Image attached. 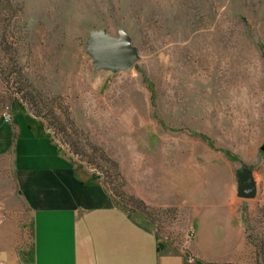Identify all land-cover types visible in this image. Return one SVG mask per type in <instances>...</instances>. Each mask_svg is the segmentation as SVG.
<instances>
[{
	"label": "rangeland",
	"instance_id": "1",
	"mask_svg": "<svg viewBox=\"0 0 264 264\" xmlns=\"http://www.w3.org/2000/svg\"><path fill=\"white\" fill-rule=\"evenodd\" d=\"M96 36L128 37L134 65L94 66ZM262 49L264 0H0V223L17 214L29 250L13 196L23 122L163 243L194 238L192 205L235 200L231 264H264V186L238 198L235 175L262 165Z\"/></svg>",
	"mask_w": 264,
	"mask_h": 264
},
{
	"label": "crops",
	"instance_id": "2",
	"mask_svg": "<svg viewBox=\"0 0 264 264\" xmlns=\"http://www.w3.org/2000/svg\"><path fill=\"white\" fill-rule=\"evenodd\" d=\"M19 138L13 196L30 215L32 264H231L244 243L233 199L192 205L194 238L186 247H174L144 219L116 207L103 183L76 171L46 136L22 122ZM251 174L255 188L256 181L264 186V155ZM216 211L224 212L228 240ZM19 224L17 214L0 223L1 264H22Z\"/></svg>",
	"mask_w": 264,
	"mask_h": 264
},
{
	"label": "water",
	"instance_id": "3",
	"mask_svg": "<svg viewBox=\"0 0 264 264\" xmlns=\"http://www.w3.org/2000/svg\"><path fill=\"white\" fill-rule=\"evenodd\" d=\"M91 49L96 67L112 64L116 70L129 69L137 59V51L126 36H121L118 39L96 36L93 38ZM262 56L264 57V49H262ZM251 173L252 169L244 164L236 172L237 196L239 198L252 199L255 196V184Z\"/></svg>",
	"mask_w": 264,
	"mask_h": 264
},
{
	"label": "trees",
	"instance_id": "4",
	"mask_svg": "<svg viewBox=\"0 0 264 264\" xmlns=\"http://www.w3.org/2000/svg\"><path fill=\"white\" fill-rule=\"evenodd\" d=\"M20 261L22 264H32V255L31 251L22 252L21 250L18 252Z\"/></svg>",
	"mask_w": 264,
	"mask_h": 264
},
{
	"label": "built area",
	"instance_id": "5",
	"mask_svg": "<svg viewBox=\"0 0 264 264\" xmlns=\"http://www.w3.org/2000/svg\"><path fill=\"white\" fill-rule=\"evenodd\" d=\"M3 120L5 123H9L11 121V117L8 114H4ZM0 264H1V262H0Z\"/></svg>",
	"mask_w": 264,
	"mask_h": 264
}]
</instances>
